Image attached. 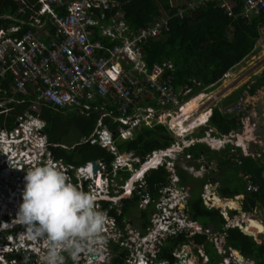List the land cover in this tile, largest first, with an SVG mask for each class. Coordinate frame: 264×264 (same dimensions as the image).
Returning <instances> with one entry per match:
<instances>
[{"label": "built area", "instance_id": "obj_1", "mask_svg": "<svg viewBox=\"0 0 264 264\" xmlns=\"http://www.w3.org/2000/svg\"><path fill=\"white\" fill-rule=\"evenodd\" d=\"M38 1L41 4L38 13L47 12L51 15L55 27L54 38L48 42H41L29 31L19 37H10L0 30V76L2 77L6 73L10 75L13 91L20 94L31 92L42 103L56 108L74 109L85 115L91 111L96 113L101 111L100 117H103L110 113L106 105L109 102L114 104L119 113L115 118L118 124L112 132L98 133L100 146L115 153L113 135H117L116 137L121 139H132L136 127L151 126L161 121V117L164 115L163 108L160 111L151 105H143L141 102L143 96L153 97L157 104L167 107L180 105L178 102L183 101L184 96L190 92L188 86L174 88L172 74L174 66L170 60L154 62L148 66L147 58L142 52V44L152 38L159 37L168 30L166 20H153L149 25L130 28L124 19L125 11L120 8L117 0ZM195 1L190 0L188 3L192 4ZM217 1H222L220 5L223 11L230 15L228 1ZM63 4L66 7L65 12L62 15L54 13L52 5ZM242 4L247 12H264V0H242ZM176 9V13L182 16L183 8L179 5ZM35 21L38 22V19L35 18ZM257 32L258 37L255 42L257 45L263 46L264 24L259 25ZM229 72L227 70L224 75L227 76ZM98 99L100 102L97 101ZM4 103L5 101H0V105ZM243 103L244 96L239 95L231 105L222 106V113H234L239 117ZM25 116L26 114L17 116L11 128H0V173L3 170L2 175L10 174L15 168L18 173L29 164L55 163L64 172L70 183L73 182V175L77 176L78 181L73 183L78 189L84 191L87 187L88 191L97 192L98 197L96 198L99 201L111 199L108 195L118 190L120 191L119 196H129L133 192L140 193L137 187L144 185L143 175L137 176L136 180L125 181L122 185L120 182L123 179V174L118 172L123 165L130 168L131 163L127 160L138 161L137 157L131 156L129 153L127 156L117 155L110 169H107L102 160H97V168L93 176L100 179L103 187L98 188L95 192L94 186L87 182L92 162L87 161L81 166L74 167L63 163L60 159H53L46 141H42L43 123L35 117L27 116L28 118H26ZM100 124L101 119L99 118L97 125ZM29 135L36 137V143L30 141ZM86 140L90 143L97 141L92 134L83 139V141ZM198 140L200 141V139ZM168 151L174 157V153L182 151V148L180 150L177 147L152 150L150 154H147L148 158L145 163H149L150 167L162 164V158L168 154ZM229 151L235 155L233 161L238 165L240 161L237 156H242L240 151L238 149L235 151L233 148ZM185 157L190 158V154H185ZM152 158L154 159L152 160ZM163 165L173 173H170L172 179L170 178V184L158 189L159 196L156 199H151L154 201L155 208L150 214V224L143 231L139 228L131 229L129 219H121L122 226L119 227L114 217L106 218L107 225L103 230L109 229L111 235L106 237L105 246L107 247L109 240H113L120 247L126 249L123 261L117 264H131V259H137V262L140 259L143 262L141 264H156L158 258L156 254L160 246L164 244L165 238L179 232H182L185 237H190L195 233L206 234L216 252L225 255L224 233L218 232L212 227H203L184 213L188 187L176 185L177 178L174 174L172 160H167ZM72 168L80 174L70 173ZM80 176L83 178L82 181ZM240 177L245 182L246 190H258L259 185L252 180L249 172L241 171ZM17 178L16 187L10 194L15 195V191H19V196L22 197L25 182L20 181L18 176ZM83 183L85 184L83 185ZM216 186L217 182L213 180H208L203 185L200 197L207 208L216 205L212 198V196L218 197L215 192ZM0 187H6V185L0 183ZM140 197L138 205L144 208L148 204L149 198L147 195H140ZM169 197H176V200L171 203L168 200ZM99 201L95 202V207L107 215V210L114 204L109 203L108 209H101ZM1 205L3 204L1 203ZM114 206L117 212H120V204ZM3 207H0V210ZM226 207H229L226 203L221 205V209ZM220 212L226 220L223 227L234 225L241 227L240 223L231 219L233 216H229L228 210H220ZM245 227L246 223L243 225V228ZM128 232L135 233L136 240L133 236L130 237ZM10 242L0 246V253L20 252L26 257L29 254L34 256L40 254L39 257L44 258L49 251L47 240L33 239L26 233V230L24 235L11 236ZM181 246L180 249L172 252L176 259L173 264H186L188 245ZM83 247L90 248L89 245L80 248ZM17 248H21V250L15 251ZM62 249L64 247L57 249L58 255L61 254ZM133 251L136 252V258L133 256L130 258ZM148 253L151 255L149 256ZM90 254L91 252L88 251V255ZM200 254L203 257L201 262L205 261V255L202 252ZM14 259L16 258L9 257L7 260L11 264H17ZM41 260L43 262V259ZM158 261L161 264H168L163 259H158ZM110 263L111 259L109 258L107 264ZM231 263L254 264V261L238 256L234 248L228 247L227 256L223 257L219 264ZM4 264L7 262L4 261ZM70 264H76L75 259Z\"/></svg>", "mask_w": 264, "mask_h": 264}, {"label": "trees", "instance_id": "obj_2", "mask_svg": "<svg viewBox=\"0 0 264 264\" xmlns=\"http://www.w3.org/2000/svg\"><path fill=\"white\" fill-rule=\"evenodd\" d=\"M120 8L125 11L124 19L130 28H137L149 25L153 20L164 19L168 23V30L159 37L152 38L142 44V52L147 58V64L150 66L154 62L170 60L174 66L173 86L190 87V92L184 96L187 100L191 96L201 92L210 85L219 81L223 74L236 63L245 58L254 48L255 40L258 37L257 29L260 24H264V12L248 15L245 11L242 0H226L230 5L231 14L228 15L223 11L217 0H196L194 3H183L182 1L173 0H117ZM183 8L182 16L176 13L177 7ZM39 3L36 0H0V28L10 24H18L19 31L14 35H20L24 30L31 28L32 31L41 39L47 42L49 35L45 36L38 32L41 28L31 25ZM54 9L63 14L64 5H56ZM43 20L42 28L47 34L53 32V26L46 19V16H40ZM31 18V19H30ZM31 21V22H30ZM245 85L241 86L236 94H233L223 106L236 99ZM256 86H250L249 94H253ZM15 102L8 103L11 107L5 122L10 123L13 117L25 111L31 112L44 120L43 133L47 137L48 147L53 159H61L62 162L74 167L81 166L87 161L101 159L107 168L114 159V154L101 147L97 142L90 143L88 140L77 143L73 147L66 144L67 139L77 140L88 137L94 129L97 119V113L91 111L88 116L81 115L73 109L56 108L47 103L41 104L38 112L30 111L27 106L30 99L34 96L28 95L21 99V95H14ZM100 102V99L97 100ZM154 103L145 99L142 104L151 105ZM107 108L114 109V105L109 102ZM210 114H208L209 116ZM4 115L0 114V126L3 123ZM239 117L234 113L214 114L203 130L194 132L193 136H204V130L213 129L211 133L228 134L231 130L236 129L239 123ZM105 121H110L105 117ZM115 123L109 122L108 127L114 128ZM133 135L132 139L116 140L115 145L117 152H132L140 158L145 157L152 149L164 148L171 144L167 137L168 128L162 123H155L152 126H141ZM80 141V140H79ZM72 143V142H71ZM58 144V145H55ZM66 144L68 147H62ZM233 148L227 144L221 151L210 149L204 143H194L193 146L185 147L184 154H190L192 158H199L200 162L194 163L200 165L202 161H209L217 157L216 168L221 171L209 170L207 175H212V180L218 182L216 187L217 193L222 196H233L242 194L241 211L252 213L253 210L259 211V215L264 221V156L263 159L252 156H237L240 163L236 165L233 162L235 155L229 150ZM176 173L179 176V183L185 185L191 183L190 190L186 198V210L189 218L197 221L203 227H212L218 232L224 233V246L237 249L241 255L253 259L254 264H264V240L256 242L251 236L242 233L237 226L223 227L225 219L220 211L214 207L207 208L203 205L200 190L202 184L207 180L206 174L202 178L192 176L189 172L182 169L177 163L175 165ZM240 170L249 172L253 181L259 185L258 190L248 191L242 177H238L233 182L226 171L233 172ZM121 171H119V174ZM125 171L123 176H128ZM167 170L163 166L151 169L145 175V190L151 198L159 196L158 189L167 184ZM214 174V175H213ZM225 174L226 176H224ZM194 183L198 185L194 186ZM228 184V185H227ZM231 184V185H230ZM230 185V186H229ZM231 187V189H228ZM141 190V189H140ZM140 194L134 192L128 198H122L120 202V212H117L115 206L107 208L110 202L101 201L100 208L108 209L107 214L115 218L119 227L122 226L121 219L128 217L130 208L134 207L138 212L140 219V230H144L150 223L149 213L154 210V202L149 201L146 208H138ZM99 210V209H97ZM121 223V224H120ZM250 225L246 223L245 231L249 230ZM248 234H257L246 232ZM259 240L258 235H252ZM123 238V237H122ZM192 238L194 243L203 244L208 255V261L204 264H216L219 255L214 251L211 242L207 240L206 234L195 233L191 237H185L182 232L175 235H169L165 238V244L160 246L158 258L167 260L172 264L174 257L171 255L179 243L186 242ZM107 247L110 250L111 263H121L126 254V249L120 247L117 242L109 240ZM8 257H15L21 264H30L29 259L20 253L8 254Z\"/></svg>", "mask_w": 264, "mask_h": 264}, {"label": "clouds", "instance_id": "obj_3", "mask_svg": "<svg viewBox=\"0 0 264 264\" xmlns=\"http://www.w3.org/2000/svg\"><path fill=\"white\" fill-rule=\"evenodd\" d=\"M232 67L229 68L228 70H231ZM0 101H4V99L1 96H0ZM7 111H8L7 103L5 101L4 104L0 105V113H5ZM35 118L39 119V121L43 123L42 128H41L42 141L44 142L45 140L47 143V147H48L49 143L47 141V137L42 132L43 127H44V120H42L40 117H37V116ZM13 124H14V121L11 122L7 127H3V128H8V127L11 128ZM25 124L29 126L27 123ZM93 136L97 140L95 142L99 144L98 142L99 134L93 135ZM118 138L121 139L120 137ZM29 139L30 141L36 143V137L34 135H29ZM121 140H126V139H121ZM113 144L116 150L115 153H113L110 149L106 148L107 150H109L110 152L114 154V159L110 163V168L112 167L111 164L112 162H114L115 157L117 155L127 156L128 154V152H125V153L117 152L114 140H113ZM55 145H58V144H55ZM60 146L64 147L63 144H61ZM150 153L151 151L147 154H150ZM133 156L137 157L138 161L127 160L128 162L131 163L130 168H128L127 165H123L122 168L119 169V171H121L120 174H124L125 171H128L129 173L128 176L126 175L123 179H121L120 184L123 185L125 181L129 182L130 180H136L137 176L143 175L144 185L141 187H137V188L141 193L140 195H147L149 198V201H151L152 198L145 190V175L151 169H155L163 165V162L165 160H163L162 164H159L156 167L146 166L141 171V168L145 164H148V163H145V161L148 158L147 155L143 158H140L138 155H133ZM69 172L70 173L76 172L80 174L74 168H72ZM92 172L93 170L90 169L89 176L92 174ZM80 179L81 181L83 180L82 176H80ZM72 181L74 183L78 181L77 176L73 175ZM24 182L25 183H24V188L22 192V202L19 204L18 211L16 213V221H15L16 223H13L11 221H4V220L1 222L0 224V243H11L10 242L11 236L15 234L24 235V231L26 230V233L29 236H31L33 239L41 238V239H45L48 241L49 251L47 255L43 258V264H60V257L58 255L57 249L62 248V247L69 248V249H78L90 243L102 242L101 232L104 226L107 225L106 218L108 219V217L111 215H108V214L105 215L101 212V210H97L98 208L95 207V202L99 201V199L96 198L98 197V193L96 192V190L98 188L103 187L100 179L94 178V176L92 177L91 184L94 186L96 193H92L91 191H88L87 187L85 186H84L85 187L84 191H82L78 189L73 182L70 183L68 181L64 172L61 171L55 163H51V164L44 163V165L29 168L26 171V174L24 176ZM188 191L189 190H187V192ZM119 193H120L119 190L117 192H112L111 195H108L111 199L109 200L102 199L99 201V203L101 201H107V202H110V204L116 205V204H120L122 198H128L132 195L131 194L129 196H119L120 195ZM93 194H95V196ZM116 200L117 202H115ZM140 200H141V197H140ZM9 202L11 203V207H10L11 209L8 210V214L11 217L12 216L11 210L14 209L15 205L13 204L14 203L13 200ZM216 206H217V209L219 210L220 209L219 204H216ZM0 207H3L1 203H0ZM3 210L4 209L2 208V210L0 211H3ZM245 216L246 214L244 213L242 216H239L236 219V221L240 223L241 225V227L237 226L240 229L246 223L244 219ZM240 218L242 220H240ZM124 219L130 220L129 217H126ZM259 219L260 218H258V220ZM17 223L23 225L25 229L16 230L17 228H21L17 226ZM260 223H262V221H260ZM259 232H261V234H258ZM259 232L257 233L258 237H260L259 240H257L256 237L253 238L258 243L264 240V229L263 231H259ZM229 248H233V247H229ZM234 251L238 256L246 258L243 255H241L237 249L234 248ZM15 253H20V252H14V253L3 252L2 254L3 257L0 258V262L3 261L2 259L8 262L7 259L9 257L7 255L15 254ZM225 254H228V247L226 248ZM158 259H161V258H158ZM163 260L167 261L165 259ZM185 262H186V259H185ZM186 264L188 263L186 262Z\"/></svg>", "mask_w": 264, "mask_h": 264}, {"label": "crops", "instance_id": "obj_4", "mask_svg": "<svg viewBox=\"0 0 264 264\" xmlns=\"http://www.w3.org/2000/svg\"><path fill=\"white\" fill-rule=\"evenodd\" d=\"M118 2V1H117ZM36 3H39V7H40V2L38 0H36ZM64 5V4H63ZM56 5H52V10L54 11V13H56L57 15H62V14H59L55 9ZM59 6V5H58ZM65 6V5H64ZM38 7V9H39ZM66 8V7H65ZM38 9L36 11V16L33 18L32 22H31V25L32 26H35L37 28H41L40 31L38 30L39 33L41 34H44L45 36L49 35V39L47 40L50 41L52 38H54V34H55V27L53 25V21H52V18H51V15L49 13H42V14H39L38 13ZM65 12V10H64ZM40 16H46V19L50 22V24L53 26V32L52 33H49L47 34L46 31L42 28L43 26V20ZM35 18L38 19V22L35 21ZM31 19V18H30ZM0 30H2L3 32H5L8 36L10 37H19L21 36L24 32L26 31H29L36 39L40 40L41 42H44L45 40H41L33 31L31 28H28L26 30H24L20 35H14V33H16L17 31H19V25L18 24H10L8 26H4V27H1ZM229 74L226 76L223 74V77L217 81L213 86L210 85V88L208 89H204L202 90L201 92L191 96L190 98H188L189 100L191 98H195L198 99V100H202L204 101L205 99L208 101L210 98L208 97L207 93L213 89L216 88V94L217 95V99L210 102L209 104H206L204 106V109L203 111H205L206 113H209L210 115L205 119V122L202 121L200 122L201 124H208L207 122H209V119L215 114L216 112V109H218L217 107H222L225 102L235 93L233 94H229V93H232V92H235V91H238V89L242 86V85H245V87L242 89L241 91V94L242 96H244V103H243V106H242V111L239 113V123H238V127L240 129H242V131L244 130L243 132V135H242V138L240 137V135L238 136V138H240V144H241V147H242V150L241 148L239 147L238 144L237 147L240 149V152H241V155L245 158L246 156H252L254 158H257L259 157L258 155H261L262 153L259 154V152H263L264 154V45L263 46H259L257 44H255L253 50L244 58L243 61H239L237 64H235L231 70H229ZM243 81V83L241 84V82ZM255 85L257 88L259 87V90L256 89L254 91V93L251 95L249 94V89H250V86L252 85ZM11 86H12V80L10 78V75L9 74H5L4 76H0V96L4 99V101H6V103H11V102H15V98H14V95L15 94H19L21 95V99L24 98L25 96H28V95H32L34 96V99H30V104L27 106V108L30 110V111H34V112H38L40 107L42 106L41 104L42 101L39 100L37 98V96L31 92H28L26 94H20L18 92H15L11 89ZM218 86V87H217ZM234 90V91H233ZM223 94L225 95H229L227 96L226 98H223ZM202 98V99H200ZM145 99H149L151 101H153L154 103L151 104L152 107H154L155 109H159L161 111V109L163 108V112L165 115H168L170 114L169 111L165 112L166 109L170 108V107H173V106H167V107H164V106H160L159 104L156 103L155 99L153 97H150V98H147L146 96H143L142 98V101L141 102H145ZM237 99V98H236ZM236 99L234 100H231V102H234ZM183 100H185L183 98ZM108 105V104H107ZM106 105V106H107ZM114 105V104H113ZM196 108V107H195ZM7 109L8 111L5 112V113H2L4 115V119H3V123L0 127H7L11 122H13L17 116L19 115H25L26 114V118H28L27 116H30V117H36L37 115L31 113V112H28V111H25L23 113H20V114H17L13 117V119L10 121V123H6L5 122V117L7 116L8 112L10 111L11 107L7 105ZM201 109V108H200ZM200 109H195L193 110V112H199ZM74 110V109H73ZM105 110V109H103ZM110 110V113L109 114H106L105 116L103 117H100V114H101V111H98L97 112V119H96V123L94 125V129L93 131L90 133L92 135H97L98 133H102L104 131H109V132H112L116 127H117V124H118V121L115 119L117 116H118V111L115 109V106H114V109H109ZM77 111V110H75ZM116 111V112H115ZM78 113H80L79 111H77ZM115 112V113H114ZM201 112V111H200ZM91 113V112H90ZM89 113V114H90ZM1 114V113H0ZM81 115H84V116H88V115H85V114H82L80 113ZM238 116V115H237ZM39 117V116H37ZM105 117H109L110 121H105ZM247 117H249V120H247ZM101 119V124L100 125H97V120L98 119ZM254 118V119H252ZM173 118H171L172 120ZM196 119V118H195ZM179 121H182L183 123H185V125L187 126L188 128V132L185 133L186 135H188V137H185L186 141H189V143H187L186 145L182 144L181 141L183 140L181 136L178 137V141L174 142L173 141V135H170V130L168 132V135L167 137L172 141V145H169L170 147H173L174 144L176 145V147L180 150L182 148V150H184L185 147H189V146H192L194 143H197V142H200L204 139H200V141L198 140V138L194 137L193 136V133L195 132V129H193L196 125L193 124V122H188V113L185 114V117L182 118V119H179ZM109 122H113L115 123L114 125V128L113 129H110L108 127V124ZM198 122V121H196ZM159 123V122H157ZM199 123V124H200ZM155 124V123H154ZM153 125V124H152ZM151 125V126H152ZM165 126H167L166 124H164ZM144 126V125H142ZM148 126V125H147ZM205 126V125H203ZM141 126L139 127H136L134 130V134L137 132L136 130L140 129ZM168 128V126H167ZM249 128H252V130H254V133H255V130H257V139L254 137V133H249ZM193 129V131H192ZM210 129V132L209 130L207 129L206 131V135H214L215 133L217 132H214V133H211L213 131V129L209 128ZM237 129V128H236ZM236 129H233V130H236ZM239 129V130H240ZM231 130V131H233ZM230 131V132H231ZM229 134H218L219 136V139H220V136H224V138L222 139V142L224 141H228V140H231L230 139V136L231 134H234L237 135V134H240L241 131H235V133H230ZM238 132V133H237ZM112 134H116V133H112ZM211 135V136H212ZM117 135H113L112 136V139L114 141L116 140H121L119 139L118 137H116ZM233 136V135H232ZM80 140V141H79ZM83 140V137L77 139V140H73L72 143L70 144V147H73L74 145H76L77 143H80L82 142ZM180 140V141H179ZM221 140V139H220ZM235 140V139H234ZM184 141V140H183ZM243 142V143H242ZM191 144V145H189ZM64 147H68V145L64 144L63 145ZM247 148H252L251 150L249 149L247 151ZM168 148V146L166 147ZM158 149H165V148H158ZM152 150H156V149H152ZM151 150V151H152ZM221 150H224V149H221ZM220 150V151H221ZM182 151H179L178 153H174L175 155H181V156H178V158L182 161L183 165H180L182 167V169L186 170L187 172H189L192 176L194 177H197V178H202L205 174H206V177H207V180L205 182H207L209 179H212V175H207V173L209 172V170H213L214 173H217L216 171H221L219 169L216 168V164L215 166H212V162L216 163L217 161V157L209 160V161H202V163H200V165L198 166H195L194 163L196 162H200V157L202 156H199V158H186L185 156L182 157V153H180ZM122 153H125V152H122ZM129 154H131L132 152H128ZM133 154V153H132ZM134 155V154H133ZM58 160V159H57ZM61 160V159H60ZM95 160H98V159H95ZM101 160V159H100ZM175 160H173V170H174V174L177 178V181H176V185H181L179 183V176L177 175L176 173V168H175V165L177 163H175ZM92 161V160H91ZM234 162V161H233ZM66 164V163H65ZM203 165V166H202ZM165 168L164 165H161ZM185 166H188V167H192L193 170H197V169H201V174L200 175H197L195 173H193V171H189L186 169ZM202 167V168H201ZM158 168V167H157ZM107 169H110V168H107ZM166 169V168H165ZM167 170V169H166ZM167 172L169 174H167V184H170V178L171 175H170V171L167 170ZM200 170H197V173H199ZM240 170H237L236 171V174H233V172H230V171H226L225 174H228L229 177H233V179H231V181L233 182L235 179H237L238 177H240ZM225 174H223L224 176H226ZM263 176H264V171H263ZM124 178V176H123ZM215 181V180H214ZM204 182V183H205ZM217 182V181H215ZM203 183V184H204ZM189 186L191 185V183H188ZM188 184H185L188 186ZM202 184V186H203ZM217 185L218 182H217ZM228 185V184H227ZM231 185V184H230ZM229 185V186H230ZM165 186V185H164ZM188 186V187H189ZM202 186H201V190H200V193L202 192ZM191 187V186H190ZM190 187L188 190H190ZM228 189H231V187H229ZM220 196V195H219ZM222 200H225V199H230V200H235L237 202V207L234 208L232 207L230 211H228L229 213V216L231 217L234 213L237 214L238 210L240 208V204L242 202V199H243V195L242 194H236V195H233V196H225V197H222L220 196ZM156 199V198H155ZM241 200V201H240ZM138 208H141L139 207L138 205ZM146 208V206L144 207ZM155 208V207H154ZM229 208V207H228ZM234 208V209H233ZM138 210V209H137ZM235 210V212H234ZM154 210H151L150 213H149V219H150V214L151 212H153ZM259 211V210H258ZM234 212V213H233ZM233 213V214H232ZM238 213H241L242 215L244 214L242 211H239ZM247 215V213H245ZM250 214V213H248ZM240 215V216H242ZM137 219L139 220V224H138V227L140 229L141 225H140V219L137 215ZM150 221V220H149ZM259 221H261L259 219ZM263 225H264V222L262 221ZM249 224V223H248ZM149 225V224H148ZM250 225V224H249ZM252 230L251 229V225H250V228H249V231ZM169 236V235H168ZM251 236L252 238H254V236L252 235H249ZM191 237V236H190ZM189 238V237H188ZM207 238V237H206ZM208 240V239H207ZM209 241V240H208ZM164 244H165V241H164ZM188 245L187 246V256H186V260L187 259H197L195 262H193V264H196V263H199V264H204L208 261V255L204 249V245L203 244H197V243H194L192 238H190L188 241L186 242H182V243H179L174 249H172L171 251V255L173 256L172 252L174 250H178L180 249L182 246L181 245ZM212 245V243H211ZM213 247V245H212ZM192 248V249H191ZM214 249V248H213ZM202 251L203 255H205L206 257V260L201 262L203 260V257L202 255L200 254V252ZM214 251L216 252V250L214 249ZM193 252V253H192ZM217 253V252H216ZM219 255V259L218 261L216 262V264H219L223 257L227 256V254L225 255H221L219 253H217ZM201 255V256H200ZM174 257V256H173ZM175 258V257H174ZM253 260V259H252ZM175 261V259H174ZM173 261V263H174ZM254 261V260H253ZM172 263V264H173ZM231 264H234V263H231Z\"/></svg>", "mask_w": 264, "mask_h": 264}, {"label": "rangeland", "instance_id": "obj_5", "mask_svg": "<svg viewBox=\"0 0 264 264\" xmlns=\"http://www.w3.org/2000/svg\"><path fill=\"white\" fill-rule=\"evenodd\" d=\"M175 1H182L183 3H188V1H190V0H173L172 1V3L174 4V3H177V2H175ZM248 15H250L251 14V12H248L247 13ZM40 31V30H39ZM244 60V58L241 60V61H243ZM243 83V81L241 82V84ZM213 86V85H212ZM243 86V85H242ZM218 87V86H217ZM245 87V86H244ZM209 88V86L208 87H206V89H208ZM256 89H258L259 90V87L257 88H255V90ZM204 90V89H203ZM234 91V90H233ZM236 92L237 91H235V92H232V93H229L230 95L231 94H233V93H235L236 94ZM209 94V95H208ZM207 95H208V97L210 98L208 101L205 99L204 101H202V100H198V99H196V103H197V106H196V108H194L193 110H195V109H200V111H203V109H204V106L206 105V104H209L210 102H212V101H214V100H216L217 99V95L218 94H216V88L215 89H213V90H211V91H209L208 93H207ZM223 98H226L227 96H229L228 94L227 95H225V94H223ZM196 98V97H195ZM231 98V97H230ZM229 98V99H230ZM200 99H202V98H200ZM189 99H187V100H183V101H181V102H178V104L180 103V105H175V106H173V107H170V108H168V109H166V111L165 112H167V111H169L170 112V114H168V115H162V117H161V121L159 122V123H162V124H166L167 126H168V130H170V135H173L174 134V136H173V141L174 142H176V141H178V137L179 136H181L182 137V139L184 140H182L181 141V143L184 145H186L187 143H188V141H186L185 140V137H187L188 135H186V134H182V132H180L182 135H180L178 132H177V130H178V127H176V125H173V123L171 122V118H173V117H176V118H178V119H182V118H184L185 117V114H183V105L188 101ZM231 100H234V99H231ZM234 103V102H233ZM232 104V102H229V104L228 105H231ZM202 107H203V109H202ZM218 109H216V112H215V114H221L222 113V111L223 110H221L223 107H217ZM193 110H191L190 112H188V122H193V124L194 125H196L193 129H195V132L196 131H198V132H200V131H202L203 130V128L202 127H205L206 126V124H201L200 122H196V116L199 114V112H193ZM187 114V113H186ZM206 114V112H204V114H203V116H202V121L204 120V115ZM200 123V124H199ZM206 123V122H205ZM208 123V122H207ZM203 125H205V126H203ZM193 129H192V131H193ZM239 127H237V129L236 130H233V131H231L230 133H235V131H241V132H244V130L242 131V129H240ZM208 130H209V132H210V129L208 128ZM206 130H204V136H202V137H199V136H194V137H196V138H198V139H204V140H202V141H200V143H204L205 145H207L210 149H212V150H216V151H220L221 149H223L227 144H230L232 147H233V149L236 151L237 149L239 150V148L236 146V144H235V138H236V136L237 135H235L234 136V134H231V136H230V139L231 140H228V141H224V142H222V139L224 138V136H220V139H221V144L220 145H213L211 142H210V140H208V139H210V138H217V139H219V136H218V134L217 133H215L214 135H206ZM237 132V133H238ZM249 133L251 134V133H254V130H252V128H249ZM229 134V133H228ZM233 135V136H232ZM241 138H242V136H240ZM254 137L257 139L258 137H257V130H255V133H254ZM74 139L73 138H71V139H67L65 142H66V144H71V142L73 141ZM238 140H240V138L238 139ZM180 141V140H179ZM190 141V140H189ZM172 143V142H171ZM243 143V142H242ZM170 145H172V144H170ZM189 145H191V144H189ZM167 146H165L164 148H166ZM174 147H176V145L174 144V146L173 147H170L169 145H168V148H174ZM246 149H247V151L250 149H252V148H247L246 147ZM180 153H182V157H184L185 156V154H184V150H182V152H180ZM147 155V154H146ZM145 155V156H146ZM131 156H133V154L131 153ZM178 156H181L180 154L179 155H175L174 157H173V154L170 152V151H168V154H165L164 156H163V158H162V162H163V160H165L163 163H166V161L167 160H174V159H176L175 160V163H178L179 165H183V163H182V159L180 160L179 158H178ZM200 156H202V155H200ZM190 157H191V155H190ZM200 159H202V157H200ZM215 164L216 163H214V162H212V166H215ZM203 166V165H202ZM186 167V169L187 170H189V171H193V173H195V174H197V175H200L201 174V169H197V170H200V172L199 173H197V170H193V168L190 166V167H188V166H185ZM202 168V167H201ZM25 169H27L28 170V167H25ZM170 171V173H172L171 172V170H169ZM21 173V171H19L18 173H17V176L20 178V176H19V174ZM173 174V173H172ZM214 175V174H213ZM172 179V178H171ZM171 179H170V181H171ZM212 180V179H211ZM214 181V180H213ZM206 183V182H205ZM197 186L198 184L197 183H194V186ZM204 185V184H203ZM179 186H186V187H188L187 185H179ZM218 186V185H217ZM24 188V187H23ZM202 188H203V186H202ZM189 189V187L187 188V190ZM178 198V197H177ZM218 198H220L221 199V197L218 195ZM171 203L174 201V200H176V197H169V199H168ZM222 200V199H221ZM223 201V200H222ZM115 202H117V200L115 201ZM185 204H186V202H185ZM204 205V204H203ZM237 205V204H236ZM235 205V206H236ZM205 206V205H204ZM186 207H187V205H185V209H184V213L185 214H187V216H188V212H187V210H186ZM206 207V206H205ZM234 208H236V207H234ZM233 208V209H234ZM216 209H217V206H216ZM226 210H230V209H228L227 207L225 208ZM225 209L223 208V209H221V211H225ZM238 211H241L240 209L238 210ZM259 211H262V210H259ZM258 211V209L257 210H253V212L252 213H250V214H248L247 213V217L248 216H251V217H254V218H260V220L261 221H263V219L261 218V216L259 215V212ZM137 215H138V212H137V209L136 208H134V207H132V208H130V211H129V213H128V217L130 218V220H129V222H130V227H131V229H137V227H138V224H139V220L137 219ZM240 215H242L241 213H237V214H235V216H237V217H239ZM233 217V219L236 221V217ZM189 217V216H188ZM234 221V222H235ZM246 232H254L253 230H247ZM129 233V236L131 237V236H133L134 238H135V240H136V237H135V233L134 234H131L130 232H128ZM254 233H258L257 231L256 232H254ZM109 235H111V231L109 230V229H106V230H102V232H101V240H102V242H100V243H90V244H87V245H89L90 246V248H86V247H83V248H80V249H69V248H64V249H66V250H64V249H62V252H61V254L59 255V257H60V259H80L79 260V264H107V262H108V260H109V258H110V255H111V253H110V250H109V248H107L106 246H105V239H106V237H108ZM253 235H258V234H253ZM260 238V237H259ZM261 241V240H260ZM5 243H0V246H3ZM9 244V243H8ZM192 249V248H191ZM1 250V249H0ZM21 250V248H17L15 251H20ZM63 251H66V252H64L63 253ZM79 251V252H78ZM88 251H90L91 252V254L90 255H88ZM79 254H78V253ZM202 252V251H201ZM136 252H131V255H130V258H132V256L134 257V258H136L137 256H136V254H135ZM193 253V252H192ZM2 253H0V257H2V255H1ZM39 255L40 254H38V255H36V256H34V255H31V254H29L27 257L29 258V259H31V260H33V259H35V260H40V259H43L42 257H39ZM83 255V256H82ZM148 255L150 256L151 254L150 253H148ZM201 256V255H200ZM89 257V258H88ZM3 261H1L0 262V264H4V259H2ZM197 259H187L186 260V262L188 263V264H193V262H195ZM131 261V264H141V263H143L140 259H139V262H137V259H131L130 260ZM7 262V261H6ZM7 264H11V263H9V262H7ZM154 264V263H153ZM156 264H161L160 263V261H157L156 262Z\"/></svg>", "mask_w": 264, "mask_h": 264}, {"label": "flooded vegetation", "instance_id": "obj_6", "mask_svg": "<svg viewBox=\"0 0 264 264\" xmlns=\"http://www.w3.org/2000/svg\"><path fill=\"white\" fill-rule=\"evenodd\" d=\"M252 119H254V118H252ZM247 120H249V117H247ZM260 153H262L261 155H258L259 157H257L258 159H263V156H264V154H263V152H259V154ZM40 165H44V163H39V164H36V165H31V164H29L28 165V167H30V168H32V167H36V166H40ZM26 171H27V169H22L21 170V173L19 174V176H20V181H24V176H25V174H26ZM13 178V179H12ZM0 183H2V184H4V185H6V190H7V195H3L1 192H0V197H1V203L4 205V207H3V211H0V224H1V222L4 220V221H11V222H13V223H16L15 221H16V213H17V211H18V207H19V204L22 202V197H20L19 196V194L18 195H14V194H10V192L11 191H14V189H15V187H16V183L18 182L17 180H18V178H17V175L16 176H14L13 175V172H11L10 174H8V175H2L1 173H0ZM209 180H211V179H209ZM21 183V182H20ZM89 184H91V181H89L88 182ZM85 183H83V185H84ZM217 187V186H216ZM1 188H3V187H0V189ZM203 190V189H202ZM215 192H216V194L217 195H219L218 193H217V191H216V188H215ZM19 196V197H18ZM8 197H10V199H8ZM14 201V205H15V207H14V209L13 210H11L12 211V216L10 217L9 216V214H8V210H10L11 208V205L10 206H8L7 204H6V202L7 201ZM241 201V200H240ZM219 208L221 209V205L219 204ZM240 206V208H242V202H241V204L239 205ZM214 208H216V205L214 206ZM231 208L232 207H229V209L231 210ZM229 210V211H230ZM234 212H235V210H234ZM233 212V213H234ZM239 212V211H238ZM237 212V213H238ZM243 212V211H242ZM232 213V214H233ZM243 213H249V212H243ZM235 214L236 213H234L232 216L234 217L235 216ZM236 217V219L238 218L237 216H235ZM264 222V221H263ZM17 226L18 227H21V228H17L16 230H18V229H21V230H24L25 229V227H23V225H21V224H18L17 223ZM62 252V251H61ZM64 252H66V251H63V253ZM30 261H29V263L30 264H43V262H42V260L40 259V261H38V262H36L37 260H35V259H33V260H31V259H29ZM79 260L80 259H75V263L76 264H79ZM14 261H16L17 262V264H21V262L18 260V259H14ZM68 261V262H67ZM72 261H73V259H60V264H70V263H72Z\"/></svg>", "mask_w": 264, "mask_h": 264}, {"label": "bare ground", "instance_id": "obj_7", "mask_svg": "<svg viewBox=\"0 0 264 264\" xmlns=\"http://www.w3.org/2000/svg\"><path fill=\"white\" fill-rule=\"evenodd\" d=\"M197 106V103H196V98H191L190 100H188L184 105H183V114H186L188 112H190L191 110H193L195 107ZM116 112V111H115ZM114 112V113H115ZM205 111H201L199 112V114L196 116V121L198 122H202V116L204 114ZM208 114L209 113H206L204 115V122H205V119L208 117ZM171 122L173 123V125H176V127H178V130L177 132L182 135V134H185L188 132V128L187 126L185 125V123H183L182 121H179L178 118L176 117H173V119L171 120ZM182 132V134L180 132ZM242 136L243 135V132H241L240 134H237L236 138H235V143L239 145V147L241 148L242 150V147H241V144H240V141L238 140V136ZM188 137V136H187ZM186 140V139H185ZM210 140V142L213 144V145H220L221 144V140L220 139H217V138H210L208 139ZM189 143V141H188ZM188 145V144H187ZM193 146V145H192ZM154 158H152L153 160ZM149 164V163H148ZM148 164H145L142 168H141V171L143 170V168H145L146 166H148ZM94 175V172H92V176ZM92 176H89L88 177V180L87 182H89L90 180L92 181ZM95 185V183H94ZM95 196V194H93ZM213 198V203L214 204H220V205H223V203L226 205H229V207H237V202L235 200H225V201H222L220 198H218L217 196H212ZM237 204V205H236ZM236 205V206H235ZM246 223H249L251 225V229L254 231V232H259V231H263L264 227L262 225V223H260V221L254 217H251V216H245L244 217ZM235 221V220H234ZM236 222V221H235ZM253 233V232H251ZM249 235H253V234H249Z\"/></svg>", "mask_w": 264, "mask_h": 264}, {"label": "water", "instance_id": "obj_8", "mask_svg": "<svg viewBox=\"0 0 264 264\" xmlns=\"http://www.w3.org/2000/svg\"><path fill=\"white\" fill-rule=\"evenodd\" d=\"M91 162H92V170H93V172H95V170H96V168H97V162H96V160H92ZM1 173H3V170L1 171ZM16 174H17V169L15 168V169L13 170V175L16 176ZM0 192H1L3 195H7V190H6L5 187L1 188V189H0ZM18 194H20V192H19V191H15V195H18ZM6 204H7L8 206L11 205V203H10L9 201H7ZM240 220H242V219L240 218ZM197 223H198V222H197ZM240 230L242 231V233H244V234H246V235H249L248 233H246V231L244 230L243 227H242ZM156 261H158V258H157Z\"/></svg>", "mask_w": 264, "mask_h": 264}]
</instances>
